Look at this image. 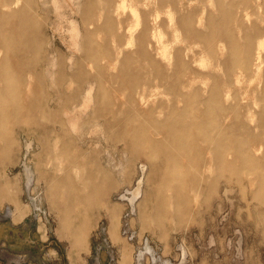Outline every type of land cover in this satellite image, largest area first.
I'll use <instances>...</instances> for the list:
<instances>
[{"label": "rangeland", "instance_id": "374dc122", "mask_svg": "<svg viewBox=\"0 0 264 264\" xmlns=\"http://www.w3.org/2000/svg\"><path fill=\"white\" fill-rule=\"evenodd\" d=\"M181 1L168 0L165 5L174 7ZM94 2L33 0L34 19L42 39L40 61L30 63L31 54L25 55L27 68L13 69L22 74V81L9 78L6 83L0 82V87L11 88V102L34 108H24L8 120L12 141L8 148L7 141L0 140V156L2 150L9 151V159L5 156L0 160V264H264V193L259 192L264 179L256 176L262 171L260 166L241 175L213 169L219 180L209 194L193 179L207 173L202 162L186 161L167 171V166L155 159L158 152L149 144L135 141L140 154L133 156L127 140L113 139L112 134L119 129L111 124L107 128L105 123L115 103L121 104V117L129 115L131 109L147 120L145 128L134 121L126 134L132 139L141 131L144 141L162 137L150 120L163 117L173 103L178 102L180 108L183 104L165 85L160 86L149 68H141L145 65L138 57L142 47L136 43L126 46L124 30L118 29L117 20L112 19L107 27L105 18L95 13L98 7H92ZM142 3L138 0L133 4L135 12L127 5L121 15L128 27H137L135 37L143 28L148 10V18H153L155 1L148 7ZM229 4L224 11L231 13L234 6ZM202 6L204 17L214 14L220 19L222 10L214 0H192L189 5L196 14ZM89 7L94 8L92 12ZM166 10L158 16L160 42L153 54L159 61L163 60L158 52L173 55L167 62L174 66V55L178 49H185L186 43L181 41L185 40L184 32L174 30ZM262 11L253 9L251 19L256 21ZM86 33H92L99 45L107 46L112 59L98 56L96 65L85 59ZM204 48L205 43L198 42L186 62L192 60L190 65L194 64L197 73L219 75L217 61L201 54ZM118 50L121 53L117 56ZM131 53L136 57L134 62L121 65ZM228 54L229 49H224L221 61ZM76 61L81 62L80 69L73 65ZM59 70H63L62 79L55 76ZM79 73L90 76L83 82H71L70 75ZM118 76L122 79L115 81ZM219 80L222 92L230 96L227 102L221 98L222 105L240 104L222 123L231 126L228 133L237 138L249 134L264 138V128L249 118L248 132L234 124L237 119L238 123L243 121L244 114L257 111L252 103L257 82H236L224 74ZM203 82L196 79L194 89L206 97L214 82ZM102 90L105 95L99 97ZM142 93L152 109L149 112L137 106ZM246 104L250 108H245ZM98 111L102 113L97 115ZM196 112L199 115L194 109L187 121ZM184 137L189 139V146L173 144L168 150L174 153L180 146L194 157L196 148L205 145L190 131H185ZM250 149L257 157L264 153L259 143L250 144ZM95 169L107 175L113 186L101 202L93 201L84 208L82 198L91 195L93 189L83 183L85 177H93ZM65 179L71 187L66 190L71 194L68 208L57 195H51V188L65 191L61 188ZM81 224V243L74 244L70 231Z\"/></svg>", "mask_w": 264, "mask_h": 264}, {"label": "bare ground", "instance_id": "6f19581e", "mask_svg": "<svg viewBox=\"0 0 264 264\" xmlns=\"http://www.w3.org/2000/svg\"><path fill=\"white\" fill-rule=\"evenodd\" d=\"M136 1L138 0H96L92 7L97 5L98 10L95 9V13H98V17H104L106 24L111 23L114 18L117 20L118 29L124 30L126 46L129 47L136 43L142 47L143 52L141 54L138 53V57L145 61V65L141 68L145 70L149 68L154 78L159 81L160 86L165 85L168 92L172 93L176 97V101H180L183 104V107L180 108L178 102L173 103L165 110L163 117L150 120L151 125L157 128L158 133L162 137L156 140L144 141L145 134L142 135L141 131L139 134L135 133L136 135L132 139L127 137L126 134L129 133L134 121H138L140 127L145 128L148 125L147 120L142 119L137 111L131 109L129 115L127 114L126 117L122 115L121 117V104L115 103L116 106L111 111H106L110 115V120L105 123L107 128L110 126L109 124L115 129L118 127L119 131L117 134H112L113 139L117 141L127 140L133 156L140 154L139 147L135 144V141H138L139 144L142 141L145 144H149L150 148L157 150L158 153L155 154V159L160 161L161 166H167V171L180 167V163L184 164L186 161L202 162L203 171L206 170L207 173L204 174L203 172L193 179L197 187L202 185L209 194L215 190L219 180L217 176L212 174L213 169L219 172L230 170L234 174L241 175L250 173L255 166H260L262 171L260 170V173L257 171L256 176L264 179V153L261 157H257L254 151L250 149V144L252 145V143H259L264 147V138L254 134L237 138L228 133V129L231 126L227 127L222 123L225 116L232 113L240 104L222 105L221 98L225 97L227 102L230 96L222 92V84L219 80L224 74L226 77L229 76V80L234 79L233 81L236 82L241 79H247L252 84L257 82L252 94L254 98L252 103L257 107V111L252 115L245 116L244 114L245 119L243 118L240 123H238L237 119V124L236 122L234 124L241 126L244 131L248 132L250 129L246 122L249 118L253 123H256V126L264 128V25L260 26L258 23L264 24V0H237L236 3H234L236 0H214L216 6L222 10V12L220 11L219 20L214 14L204 17V6L196 14L192 7H189L192 0H182L178 6L174 7L165 5L168 0H143L142 4L146 7H148L150 1H155L153 18H148V15H151L148 10L145 13L144 21H142L143 28L135 37L134 32L137 27H128L125 21L121 20V15L127 5L131 7V12H135L136 8L133 4ZM228 3L234 6L231 13L224 11L225 5ZM92 7H89L91 12L94 9ZM261 8H263V11L257 19L258 22L257 20L253 21L251 19L253 16L252 10ZM163 9H167L169 21L174 22V30L184 32L185 40L181 41L186 43V46L185 49L177 50L174 55L177 65L174 66L169 65L167 62L173 58V55H167L165 51L158 52L160 60H163L159 61L153 54L154 50H158L156 44L160 42L158 37L161 34V30L158 16L160 18L159 14L162 13ZM135 22L138 23L139 21ZM107 27H110V25L108 24ZM198 42L205 43V48L201 51V54L217 61V67L220 70L219 75H211V73H208L209 71L197 73L194 64L190 65L193 61L186 62L189 58V53L193 51ZM84 43L85 59L90 60L92 65L97 64L96 58L98 56L105 55L107 58H111L108 47L96 43L92 33L85 34ZM41 48L42 39L37 22L34 19L33 0H0V82L6 83L9 78L19 79V82H21L22 74L14 72L13 69L21 71L27 68L25 55L31 54L30 63H38L40 61ZM224 49H229V54L221 61ZM120 53L121 50H118L116 55L118 56ZM134 57L133 53L126 55L121 65L129 66L134 62L136 58ZM80 63L76 61L73 65L80 69L82 66ZM232 66L234 70L231 73ZM170 67L173 68L170 69ZM55 76L62 79L64 76L63 70H59L55 73ZM89 76L87 73H79L72 74L69 78H71V82H83L88 80ZM121 79V76H118L115 81ZM196 79L203 80V83L207 84L211 80L214 82L206 97H201L200 93L202 92L194 89V81ZM227 83L232 84V82ZM34 88L37 87L35 86ZM154 88H158V86H154ZM130 89L131 87H128V90ZM10 91L11 88L7 85L0 87V140L7 141L5 146L7 148L8 145L12 144L8 125L10 122L8 120L24 108L30 109V111L34 109L31 106L22 107L17 103L11 102L9 98ZM104 95V90L98 94L99 97ZM144 98L145 93H142L137 106L143 108V111L149 112L152 109L148 107ZM244 107L250 108L247 104ZM162 108L164 109V107ZM194 109L198 110L199 115L196 112L187 121V117ZM100 113L102 112L98 111L97 115ZM204 118L209 120L207 121ZM212 122H215V127H211ZM134 130L136 131L137 129L134 128ZM185 131H190L194 138H201L205 144L198 148L195 147L197 150L194 157L181 150L180 146L174 148V153L168 150L173 144L189 146V139L184 137ZM8 153L9 151L2 150L0 160H3L5 156L6 160H8ZM83 184L84 187L93 189L91 195L89 194L82 198L84 208H89L93 201L101 202L108 190L113 186L109 182L107 175L98 174V169H95L93 177H85ZM61 188L65 191L62 190L60 192V189L54 190L51 188V195L54 197L57 195L63 207L68 208L70 207L68 203H71L69 202L71 194L66 190L71 187L67 179L64 180ZM259 192L264 193V183L259 188ZM83 225L81 224L80 228H73L70 231L74 244L81 243ZM64 227L66 226L63 225L62 228Z\"/></svg>", "mask_w": 264, "mask_h": 264}]
</instances>
